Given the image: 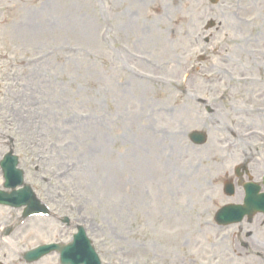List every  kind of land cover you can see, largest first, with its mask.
Here are the masks:
<instances>
[{"label":"rangeland","instance_id":"1","mask_svg":"<svg viewBox=\"0 0 264 264\" xmlns=\"http://www.w3.org/2000/svg\"><path fill=\"white\" fill-rule=\"evenodd\" d=\"M6 136L102 264H264L258 219H212L221 172L250 150L264 169V0H0V153ZM71 232L32 219L0 260Z\"/></svg>","mask_w":264,"mask_h":264},{"label":"water","instance_id":"2","mask_svg":"<svg viewBox=\"0 0 264 264\" xmlns=\"http://www.w3.org/2000/svg\"><path fill=\"white\" fill-rule=\"evenodd\" d=\"M201 137H196V139H200ZM22 174V173H21ZM19 177V181H22L21 175ZM8 186H13V183H9ZM27 194L29 193V188L27 187ZM0 198L8 202V204L14 206V201L12 198H15V195L12 193L6 194L1 193ZM31 207V203L28 205ZM249 210V208H248ZM244 211V209H243ZM241 211V213L243 212ZM246 211V210H245ZM244 211V212H245ZM49 248L56 249L60 254V264H100L96 254L94 253L93 247L90 246V242L87 240L86 236L83 233V230L79 228L78 234L74 236V241L67 244V245H48V246H41L34 250L25 253L26 259H33L36 258Z\"/></svg>","mask_w":264,"mask_h":264}]
</instances>
